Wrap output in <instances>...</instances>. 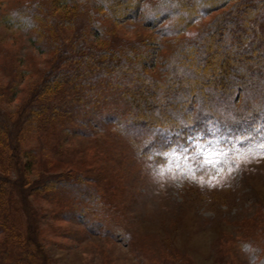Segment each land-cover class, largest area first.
Masks as SVG:
<instances>
[{
    "label": "rangeland",
    "instance_id": "obj_1",
    "mask_svg": "<svg viewBox=\"0 0 264 264\" xmlns=\"http://www.w3.org/2000/svg\"><path fill=\"white\" fill-rule=\"evenodd\" d=\"M140 1L142 18L118 22L88 0H0V117L20 128L14 161L7 124L0 133V180L12 172L21 181L0 182V248L12 264L20 254L41 264L39 253L46 264H264V146L231 149L211 124L170 130L132 123L126 103L109 94L96 112L78 104L70 86L38 94L48 72L70 69L60 50L75 55L80 40V49L116 53L157 42L159 57L145 71L159 79L176 44L197 41L233 11L232 3L200 14V0ZM193 1L188 27L156 31L180 19L164 8L167 18L158 20L157 6ZM37 94L62 112L49 125L30 108ZM70 102L73 111L65 108ZM16 165L21 173H13Z\"/></svg>",
    "mask_w": 264,
    "mask_h": 264
},
{
    "label": "trees",
    "instance_id": "obj_2",
    "mask_svg": "<svg viewBox=\"0 0 264 264\" xmlns=\"http://www.w3.org/2000/svg\"><path fill=\"white\" fill-rule=\"evenodd\" d=\"M88 1L99 5V12L107 11V17L118 22L128 16L136 20L144 14L140 0ZM231 3L233 11L223 12L215 18L197 41L174 46L171 57L163 62V74L159 79L150 77L145 71L147 66H154L159 57L162 45L157 42L125 45L116 53L112 50L96 51L92 47L80 49L81 40H78L75 55L60 50L66 56L65 61L70 62V69L48 72L46 84L38 94H48L58 86H70L73 91L77 90L74 92L78 95V104L93 108L94 112L102 107V97L109 94L111 98L126 103L123 108L126 115L131 116L132 123L170 130L187 126L200 127L201 130L211 124L218 128L219 134L229 137L231 149L239 148L241 152L256 150L264 146V0H200V14H207L213 6L224 8ZM196 5L193 1L176 5L178 9H170L168 4L162 8L157 6L152 13L158 20L167 18L166 13H162L164 8L179 15L180 19L175 26L157 28L156 31L168 35L167 32L176 28L179 34L192 23L197 13ZM182 14L186 16L181 17ZM148 51L152 55L150 59L146 56ZM136 93L148 105L139 104L140 100L134 98ZM38 94L37 104L30 108L49 125L53 114L62 112L59 105ZM69 99L70 95L67 99L63 96L62 103ZM67 105L66 110L73 111L72 102ZM1 117L0 133L7 124L6 133L12 143L14 161L20 147L18 139L13 137H18L20 128L16 123L8 124L7 116ZM24 164H21L23 169ZM13 173H21L20 166L16 165ZM11 174L9 179L6 177L0 182L6 187L20 185L21 181H17L20 177L12 180ZM51 180L54 184L60 183L59 177ZM80 194L78 198H81ZM4 225L0 213V228ZM30 237L33 238L31 232L27 235L29 245L32 244ZM26 255L20 254L22 261H15V264H29L26 260L33 256ZM38 256L40 263L46 264V257L40 253ZM0 264H12L5 248H0Z\"/></svg>",
    "mask_w": 264,
    "mask_h": 264
}]
</instances>
